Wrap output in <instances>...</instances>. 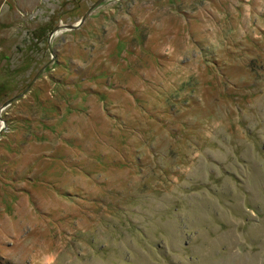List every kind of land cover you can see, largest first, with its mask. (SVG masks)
<instances>
[{
	"label": "rangeland",
	"instance_id": "obj_1",
	"mask_svg": "<svg viewBox=\"0 0 264 264\" xmlns=\"http://www.w3.org/2000/svg\"><path fill=\"white\" fill-rule=\"evenodd\" d=\"M97 1L0 0V264H264V0H107L50 50Z\"/></svg>",
	"mask_w": 264,
	"mask_h": 264
},
{
	"label": "water",
	"instance_id": "obj_2",
	"mask_svg": "<svg viewBox=\"0 0 264 264\" xmlns=\"http://www.w3.org/2000/svg\"><path fill=\"white\" fill-rule=\"evenodd\" d=\"M105 1L107 0H98L97 2H95L89 9L88 11L86 12V14L83 16L82 20L76 24V25H58L56 26L49 34V38H48V44H49V49L52 50V45H51V41L54 37V35H56L59 31L61 30H70V31H73V30H77L79 29L84 23L85 21L87 20V18L92 14V12L94 10H96L102 3H104ZM45 68H43L35 77V79L32 81V83H34L37 78L39 77V75L44 71ZM21 97L20 96H16L14 97L13 99H11L10 101L6 102L0 109V117H1V114H2V111L4 109H6L7 107H9L13 102H15L16 100H18L19 98ZM2 120V119H1ZM5 130V124L4 126L0 129V134Z\"/></svg>",
	"mask_w": 264,
	"mask_h": 264
}]
</instances>
